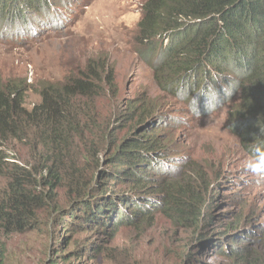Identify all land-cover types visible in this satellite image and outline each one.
Instances as JSON below:
<instances>
[{
    "label": "trees",
    "instance_id": "obj_1",
    "mask_svg": "<svg viewBox=\"0 0 264 264\" xmlns=\"http://www.w3.org/2000/svg\"><path fill=\"white\" fill-rule=\"evenodd\" d=\"M50 1L55 0H0V25L23 12H41ZM136 39L142 45L141 56L151 62L154 77L166 92L194 94L204 106L235 99L230 130L249 151L253 144L264 143V0H145ZM86 69L62 83L43 84L40 102L31 109L26 107L24 81L0 83V165L11 164L0 223L20 227L26 211L43 217L66 211L64 215L79 216L82 227L97 222L113 223V228L153 220L159 212L169 216L174 212L178 220L200 214V189H189L193 177L175 182L170 180L172 173L154 164L166 157L165 146L155 131L148 136L145 130H154L146 121L160 118L154 115L159 104L132 98L110 118L92 111L101 91L117 93L118 85L112 71L101 76L103 62L92 61ZM133 121L145 129L141 135L112 136ZM94 135L98 145L86 148L83 142ZM12 140L30 141L35 155L12 160V154L1 150ZM99 148L104 154L100 160ZM64 188L62 201H71L56 206ZM124 202L129 207L118 208ZM210 203L209 197V207ZM71 225L73 229L79 224ZM260 247L246 252L234 247V264H264V240ZM5 252L1 244L0 256Z\"/></svg>",
    "mask_w": 264,
    "mask_h": 264
},
{
    "label": "rangeland",
    "instance_id": "obj_2",
    "mask_svg": "<svg viewBox=\"0 0 264 264\" xmlns=\"http://www.w3.org/2000/svg\"><path fill=\"white\" fill-rule=\"evenodd\" d=\"M144 1L55 0L41 12L27 11L4 21L0 25V83L24 81L26 107L31 109L40 102L43 84L62 83L87 70L90 62H103L101 76L112 71L118 91H101L91 110L110 118L132 98L159 104L154 115L160 118L146 121L154 130L138 128L133 121L115 129L112 136L123 139L136 132L141 135L143 130L150 136L155 131L166 154L155 166L172 173L170 180L175 182L193 177L189 189H200V214L178 220L174 212L170 216L159 212L153 220L113 228V223L102 226L97 222L82 227L84 221L64 215L66 211L50 217L26 211L20 227L12 223L5 228L0 223V245L6 247L0 264H234V247L243 248L242 252L261 248L264 177L246 169L251 151L230 130L235 99H223L209 111L218 100L200 105L194 94H171L157 83L136 39ZM96 139L94 135L83 143L90 148L98 145ZM10 143L1 150L12 154V160L16 156L21 162L36 153L30 141ZM98 151L100 160L104 154L101 148ZM10 168L9 162L0 165V202L9 194ZM148 172L157 175L156 170ZM65 190L57 196L56 206L71 201H62ZM128 207L125 202L118 205ZM72 222L79 225L71 229Z\"/></svg>",
    "mask_w": 264,
    "mask_h": 264
},
{
    "label": "clouds",
    "instance_id": "obj_3",
    "mask_svg": "<svg viewBox=\"0 0 264 264\" xmlns=\"http://www.w3.org/2000/svg\"><path fill=\"white\" fill-rule=\"evenodd\" d=\"M219 103L220 101L213 103L209 111L214 110ZM245 167L254 175L264 177V143H256L251 146V155L246 161Z\"/></svg>",
    "mask_w": 264,
    "mask_h": 264
}]
</instances>
